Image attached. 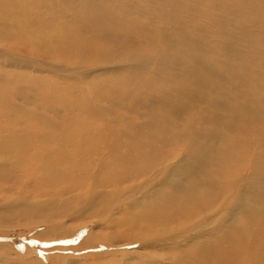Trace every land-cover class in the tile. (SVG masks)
Returning <instances> with one entry per match:
<instances>
[{"label": "bare ground", "instance_id": "bare-ground-1", "mask_svg": "<svg viewBox=\"0 0 264 264\" xmlns=\"http://www.w3.org/2000/svg\"><path fill=\"white\" fill-rule=\"evenodd\" d=\"M188 1L0 0V264H264V0Z\"/></svg>", "mask_w": 264, "mask_h": 264}, {"label": "rangeland", "instance_id": "rangeland-1", "mask_svg": "<svg viewBox=\"0 0 264 264\" xmlns=\"http://www.w3.org/2000/svg\"><path fill=\"white\" fill-rule=\"evenodd\" d=\"M195 1H197V0H195ZM204 2V3H203ZM207 2V0H202V2L200 3L199 1H197L196 3L198 4L197 6L198 7H196V9H197V14H198V12L199 13H203V12H205V11H208V12H211V9L209 8V6H208V4L206 3ZM179 3H180V1H179ZM188 3H193L191 0L190 1H188ZM203 3V6L201 5ZM57 5H59V6H57L58 8H60V9H62L63 8V6L61 5V4H57ZM199 6H200V8H203V9H200L199 8ZM205 6V7H204ZM206 6H207V8H206ZM62 7V8H61ZM218 12H220L219 14H218ZM255 13L257 12V11H254ZM194 12H192V14H193ZM60 14V13H59ZM195 15H197L196 13H194ZM214 14H215V16L216 17H209L207 14H203L202 16L200 15V17L199 16H197V18H200V21H201V25H200V28L202 29V32H203V34L205 35V37H206V41L205 40H203V44H205V45H207L208 44V46H207V49L209 50H213V52H214V49L217 47V46H219V47H217L216 49H221L222 47H223V45H222V41H225V40H227V38H228V36H230V34H232L231 36H233L231 39L232 40H235V37H236V43H237V45H239V44H241V42H240V27L238 26V28L236 29V30H231V31H229V30H227L228 28H230V29H232L231 27H230V25H229V23L231 22V20H230V18L232 17L230 14H228V13H226V12H222V10H215L214 11ZM225 14H227V16H225ZM220 15V16H219ZM230 15V16H229ZM138 16H140V15H138ZM206 16V17H205ZM60 17L61 18H63V20H65V21H67V18H68V16L66 17V16H64V15H62V14H60ZM66 17V18H65ZM134 18H136V20L134 19ZM127 18H125V20H126ZM132 19H134V21H131V19H129L128 18V22H126V21H124V22H126V23H122V24H120L119 23V21H116V22H118L119 23V28H124V27H126V25H128V27L130 26V28H131V30L130 29H128V28H126L128 31L130 30L131 32H132V30L133 29H138L139 30V28H140V31L141 30H143L144 28V31H146V29H147V27H148V29H147V31H149V29H150V31L149 32H151V30L153 31L154 29L156 30V27H152V26H154V25H151V24H148V25H146L145 26V24H147V23H145L144 21V27L142 26V24L140 23V19H141V17H138L137 18V16L136 17H133ZM232 19V18H231ZM206 20V21H205ZM203 21H205V23L203 22ZM241 18H239L238 19V23H236L237 25H240L241 23ZM123 24H124V26H123ZM248 24V23H247ZM246 24V26H247V28L249 27L250 29V31H252V33H257V34H261V32H262V30H261V32H257L256 31V28L252 25V24H250V26H249V24L247 25ZM41 25V28H43V29H45V27H44V25H42V24H40ZM224 26V28H222V26ZM225 25H227L228 27H226ZM252 25V26H251ZM139 27V28H138ZM162 27H164V25H162ZM205 27V28H204ZM215 27V28H214ZM57 28H61V30L64 32L65 30L63 29L64 27H62V26H60V27H54V28H52V29H57ZM153 28V29H152ZM220 28L222 29V31L223 32H225V33H223L221 30H220ZM252 28V29H251ZM51 29V30H52ZM165 29V28H164ZM204 29V30H203ZM212 29V30H211ZM215 29H217V30H215ZM254 29V30H253ZM220 30V31H219ZM227 30V31H226ZM238 30V31H237ZM118 31H120V30H118ZM165 31H167V33H169V31H173L172 29H165ZM210 33H209V32ZM229 31V32H228ZM94 32H96V31H94ZM134 32V31H133ZM148 32V33H149ZM215 32V33H214ZM219 32V33H218ZM221 32V33H220ZM65 33V32H64ZM172 33V32H171ZM226 33H228V34H226ZM230 33V34H229ZM234 33V34H233ZM127 34H129V36L131 37H129L128 35H126V37H125V35H123L121 38L120 37H117V39H115V38H110V37H107V39L106 38H104L103 40H101V42H102V44H104L103 46H102V48L105 50V48L107 49L108 48V46L110 45V43L112 44V45H110L109 47H113V45H115L114 47H115V49L116 48H119L120 47V45L124 42V40L125 39H127L128 37V40H133L134 42H129L128 41V45L129 46H131L132 48H136V49H138L139 48V50H140V47H141V45L143 44L144 46H146L147 45V42H145L144 41V43H143V40L141 41V43H140V41L138 40V38H137V36H136V31H135V33H127ZM133 36H132V35ZM173 34V33H172ZM217 34V35H216ZM219 34V35H218ZM222 35H223V37H222ZM227 35V36H226ZM128 36V37H127ZM119 38V39H118ZM137 38V39H136ZM114 39V40H113ZM223 39H225V40H223ZM106 41V45H105V42H103V41ZM117 40V41H116ZM118 40H120V42H118ZM121 40H122V42H121ZM135 40H137V43H140V44H136V42H135ZM125 41H127V40H125ZM139 41V42H138ZM217 42H218V44L219 45H217ZM220 42V43H219ZM108 43V44H107ZM116 43H118V44H116ZM121 43V44H120ZM146 44V45H145ZM210 44V45H209ZM211 44H212V46H211ZM220 44H221V46H220ZM224 44V43H223ZM256 44V43H255ZM255 44H253L254 46L252 47V48H250V49H248V51H249V54L251 55V56H255V57H251V58H253V60H252V62H253V65H255L256 66V62H258V63H262V62H264V57H262V56H259L258 55V53H257V51L256 50H258L256 47H257V45H255ZM108 45V46H107ZM217 45V46H216ZM232 45H235V43L234 44H232ZM106 46V47H105ZM216 46V47H215ZM241 46V45H240ZM262 46H263V43H262ZM143 47V46H142ZM215 47V48H214ZM254 48V49H253ZM252 49V50H251ZM130 50V49H129ZM131 51V50H130ZM252 54H251V53ZM212 54V53H211ZM211 57H209L208 59L205 57L204 59L207 61V63L208 64H210L211 66H213L214 68H217V66H215V65H213V64H215L216 63V61L215 60H213V59H211V58H213L214 56H215V58H216V53H214L213 55H210ZM258 57V58H257ZM255 61V62H254ZM111 62H112V60H111ZM212 62V63H211ZM112 64H113V62H112ZM223 71H224V69H223ZM263 74H264V70H262L261 71ZM91 74L93 73V71L92 72H90ZM90 73L88 74V76L90 75ZM98 74H100L99 72H97ZM97 73H95V75L97 74ZM96 75V76H99V75ZM119 74V73H118ZM99 77H101V76H99ZM250 82V81H249ZM261 83H262V85H263V87H264V79H262L261 80ZM236 85H239L238 83H236ZM250 85V84H249ZM42 102H44V101H42ZM5 112H6V114H7V112H8V110H5ZM90 227H88L87 225H84V227L82 228V229H80V230H82V232L81 233H83L84 235L85 234H89L90 233V231H91V229H89ZM98 231H100V228L98 229H96V230H94L93 232H94V234L96 233V232H98ZM92 232V231H91ZM32 233V234H31ZM27 234H29L30 235V237H32L31 238V240L30 241H28V244L33 248V250H34V255L32 254L31 256L32 257H38V256H43V252H45L46 250V248H45V246H49V243H47L48 241H42V240H40V239H38V238H35L36 236V233H35V231L34 230H32V231H29V230H27ZM13 236H15L14 237V239L15 240H17L18 238L20 239L21 237H22V234L20 235H13ZM24 238H26V237H24ZM72 238H76V235H73V237H70V239L72 240ZM36 241V242H35ZM15 242V241H14ZM17 242V241H16ZM42 242H44V243H42ZM40 243H42L43 245L41 246L40 245ZM28 245V246H29ZM225 245H227V244H225ZM228 246V245H227ZM132 247V246H131ZM45 248V249H44ZM128 248H129V246H128ZM22 249V248H21ZM115 249V248H114ZM130 249V248H129ZM133 248H131L130 250H132ZM111 250V249H110ZM48 255H49V253H48ZM52 254H50V256H51ZM43 257H45V256H43ZM41 258V257H40ZM50 261V260H49ZM208 264H217V259L215 258V259H211V260H209L208 261Z\"/></svg>", "mask_w": 264, "mask_h": 264}]
</instances>
